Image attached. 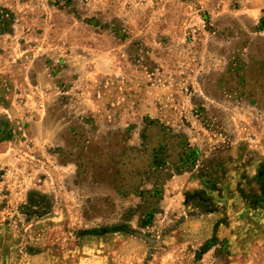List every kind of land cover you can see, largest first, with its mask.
Instances as JSON below:
<instances>
[{
    "label": "rangeland",
    "instance_id": "obj_1",
    "mask_svg": "<svg viewBox=\"0 0 264 264\" xmlns=\"http://www.w3.org/2000/svg\"><path fill=\"white\" fill-rule=\"evenodd\" d=\"M0 8V264H264V0Z\"/></svg>",
    "mask_w": 264,
    "mask_h": 264
},
{
    "label": "trees",
    "instance_id": "obj_2",
    "mask_svg": "<svg viewBox=\"0 0 264 264\" xmlns=\"http://www.w3.org/2000/svg\"><path fill=\"white\" fill-rule=\"evenodd\" d=\"M9 20V13L0 8V35L5 32Z\"/></svg>",
    "mask_w": 264,
    "mask_h": 264
}]
</instances>
